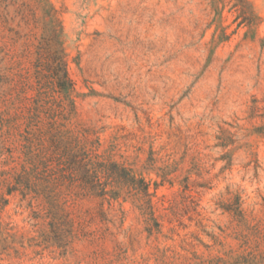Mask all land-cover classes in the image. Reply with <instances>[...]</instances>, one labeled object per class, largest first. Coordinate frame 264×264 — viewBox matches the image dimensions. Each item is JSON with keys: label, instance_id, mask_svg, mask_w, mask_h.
<instances>
[{"label": "rangeland", "instance_id": "rangeland-1", "mask_svg": "<svg viewBox=\"0 0 264 264\" xmlns=\"http://www.w3.org/2000/svg\"><path fill=\"white\" fill-rule=\"evenodd\" d=\"M44 12L75 114L37 75ZM235 197L260 215L264 0H0V264H235Z\"/></svg>", "mask_w": 264, "mask_h": 264}, {"label": "trees", "instance_id": "trees-1", "mask_svg": "<svg viewBox=\"0 0 264 264\" xmlns=\"http://www.w3.org/2000/svg\"><path fill=\"white\" fill-rule=\"evenodd\" d=\"M245 10L246 8L242 9L243 14L247 13ZM41 23L42 35L37 47V75L42 78L47 77L52 81L62 101L70 108L69 110L75 114V105L72 100L74 91L73 83L67 73L64 50L60 40L62 29L59 24H56V20L51 13L44 12ZM220 146L225 148L226 144H220ZM70 158L73 160V166H77L78 163L76 162L75 156ZM102 167L101 169L104 171L105 178L115 176V173L109 170V168L106 166ZM96 170L97 168L93 169V171ZM87 175L89 174L85 173V176ZM119 179H125L131 183L134 190L132 199L137 203V208L144 217V223L147 225L146 231L149 234L153 231L159 232L160 224L154 217L152 205L153 196L149 193L148 184H146L143 179H136L134 177H130L127 180V178L123 176ZM87 190L95 191L91 188H87ZM95 193H97V197L103 200L104 197L108 195L105 189H100ZM114 197H116V194L111 198L114 199ZM223 210L229 213L235 221V233L237 240L240 242L239 253L235 257L234 263L264 264V198H261L259 216L243 211L238 197H235L230 204L224 206Z\"/></svg>", "mask_w": 264, "mask_h": 264}]
</instances>
